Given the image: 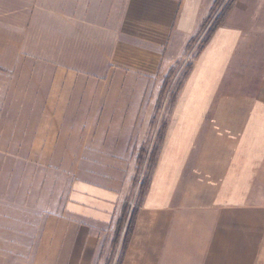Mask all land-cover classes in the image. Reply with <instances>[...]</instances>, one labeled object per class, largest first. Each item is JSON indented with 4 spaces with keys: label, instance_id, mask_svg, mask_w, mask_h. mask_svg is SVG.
Listing matches in <instances>:
<instances>
[{
    "label": "crops",
    "instance_id": "crops-1",
    "mask_svg": "<svg viewBox=\"0 0 264 264\" xmlns=\"http://www.w3.org/2000/svg\"><path fill=\"white\" fill-rule=\"evenodd\" d=\"M215 2L0 0V210L59 205L34 264L96 263ZM121 264H264V0H235L189 67Z\"/></svg>",
    "mask_w": 264,
    "mask_h": 264
},
{
    "label": "rangeland",
    "instance_id": "rangeland-1",
    "mask_svg": "<svg viewBox=\"0 0 264 264\" xmlns=\"http://www.w3.org/2000/svg\"><path fill=\"white\" fill-rule=\"evenodd\" d=\"M232 0H220L218 5H214L210 17L202 26V30L188 46L186 56L178 61L175 66L170 70L167 78H162L160 81V93L155 103L156 116L154 120L155 131L151 139L142 149V155L138 161V174L141 176L138 179L144 181L143 186L140 184V192L130 199L123 207L122 217L128 218L134 213L141 204L143 193L146 184L152 173L155 165L156 157L158 155L160 145L162 143L164 130L170 118V114L175 105L176 99L179 95L186 75L188 74L189 67L192 66L193 61L203 49L206 40L208 39L209 30L212 28L214 20L220 15L224 14ZM232 7V6H231ZM231 9V8H230ZM229 9V10H230ZM227 11V13L229 12ZM226 13V15H227ZM210 21V22H209ZM249 42L257 48L262 40L258 36H251ZM248 56L256 55L257 50L247 51ZM251 61L248 60V63ZM248 78H239L237 84L239 93L251 94L258 82L259 72L258 68L247 67ZM241 76V75H240ZM231 87L234 82L229 83ZM71 164H64L69 167ZM5 182L6 180H2ZM69 178H65L60 182L57 180V187L63 190V198L68 189ZM137 183V180H136ZM51 185V184H50ZM54 185V182H53ZM59 205L56 206L54 201L48 204L46 212H28V211H13V210H0V264H34L36 262L38 235L42 230V222L44 217L50 218L55 212H58ZM118 221V223H119ZM111 230L109 233L103 235L102 246L98 252V257L95 264H121L123 255V240L126 233V225L121 231L118 243H114L116 239V230Z\"/></svg>",
    "mask_w": 264,
    "mask_h": 264
},
{
    "label": "trees",
    "instance_id": "trees-1",
    "mask_svg": "<svg viewBox=\"0 0 264 264\" xmlns=\"http://www.w3.org/2000/svg\"><path fill=\"white\" fill-rule=\"evenodd\" d=\"M219 1L220 0H216L214 5H218ZM234 2H235V0H232L230 5H229L230 7H228L226 12L224 14L220 15L216 20H214L213 26L209 30L208 39L206 40V43L208 42V40L210 39V37L212 36L214 31L221 25V23L223 22V20H224V18L226 16L227 11L231 8V6L233 5ZM208 20L212 21L211 18L208 19ZM142 186H143V183H142ZM136 217H137V210L134 213H132V215L130 217H128V218H126L125 215H124V217H122V219L118 223V227H117V230H116V239L114 240V243H118L121 231L123 230L124 226L126 225V233H125L124 240H123V255H122V258H123L124 254H125V251H126V249L128 247V244H129V241L131 239V236H132V233H133V230H134Z\"/></svg>",
    "mask_w": 264,
    "mask_h": 264
}]
</instances>
